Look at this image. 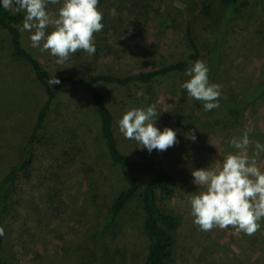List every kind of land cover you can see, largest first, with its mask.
Returning <instances> with one entry per match:
<instances>
[{
  "label": "rangeland",
  "instance_id": "1",
  "mask_svg": "<svg viewBox=\"0 0 264 264\" xmlns=\"http://www.w3.org/2000/svg\"><path fill=\"white\" fill-rule=\"evenodd\" d=\"M244 1L246 7L235 15L219 0H142L144 11L122 0H99L113 54L97 70L58 65L48 52L31 46L32 33L23 32V47L51 74L86 78L98 71L123 77L181 61L192 52L185 36L188 30L196 61L209 68L210 83L221 85L218 108L205 111L203 103L181 87L195 62L184 72L148 85L97 86L112 116L118 152L129 160L154 158L176 179L174 193L159 200V208L179 221L169 264H264V218L252 236L237 234L232 227L203 232L193 223L190 206L191 197L203 191L194 184L192 171L222 164L227 154L237 152L231 139L246 130H251L249 157L256 151V141L264 144V0ZM60 7L50 4L47 10L57 14ZM57 92L63 117L61 122L56 119L54 107L46 141L35 148L27 188L36 191L47 175L57 177L53 183L61 195L60 215L46 227H37L27 217L12 225L14 264H142L146 243L137 205H129L110 227L103 226L106 211L125 182L100 139L89 95L70 87ZM43 100L30 69L10 56L7 36L0 30V179L21 161V148ZM148 100L157 106L155 126L177 132L178 143L167 151L149 153L119 132L123 114L146 108ZM190 133L195 141L187 137ZM63 153L73 155V162L63 164ZM257 162L264 171V152ZM28 196L30 204L34 194Z\"/></svg>",
  "mask_w": 264,
  "mask_h": 264
},
{
  "label": "trees",
  "instance_id": "2",
  "mask_svg": "<svg viewBox=\"0 0 264 264\" xmlns=\"http://www.w3.org/2000/svg\"><path fill=\"white\" fill-rule=\"evenodd\" d=\"M122 1L127 4L129 2L132 8L143 11L146 9L142 0ZM219 1L229 7L235 15L247 5L244 0ZM203 14L208 15L206 6L203 7ZM23 19V12L13 14L3 9L0 1V30L7 36L10 56L28 66L44 95V100L37 108L34 123L21 148V161L11 166L0 179V227H3L5 232L4 236L0 237V264L17 262L15 246L12 244L13 238L9 235V229L13 224L19 222L20 217H27L37 227H46L60 215L61 195L57 184L53 183V179L57 177L47 175L37 185L38 190L36 189V191L27 188L33 177L31 170L35 148L42 141H46L47 132L52 128L49 115L53 108H57L54 111L56 119L60 120L63 117V109H58L59 93L57 88L59 87L82 89L88 93L91 110L97 119L100 139L111 163L117 168L125 182V186L117 192L106 211L104 228L113 225L129 205H137L142 214L141 229L146 243L142 264H169L174 255L175 233L179 221L174 214L159 208V200L170 197L174 193L176 179L154 158L129 160L118 152L112 128V116L105 105L104 96L97 86L99 84L119 87L133 84L148 85L157 78L165 77L170 73L184 72L197 60L188 30L185 31V36L192 52L188 53L181 61L123 77L104 71H98L86 78L69 74L55 75V78L59 79L61 83L50 86L49 80L54 75L45 69L22 45L23 32L20 31V28L23 25ZM105 21L104 19L102 23ZM52 30L53 28L47 29L46 34H50ZM95 47L94 55L90 56L80 51L74 54L66 64L76 65L78 68L89 67L92 70L96 68L97 70L100 67V62L113 54V48L105 36L104 30L95 35ZM48 53L50 54V52ZM55 58L57 59V57ZM148 93H150L149 90ZM149 102L151 101L146 102L145 107L152 105V103L148 104ZM66 105L63 104V106ZM231 113L234 114L235 110L231 109ZM52 122L56 121L52 120ZM62 155L63 164L73 162V155L67 153ZM31 192L34 197L33 202L29 204L28 195ZM25 220L27 221V219Z\"/></svg>",
  "mask_w": 264,
  "mask_h": 264
},
{
  "label": "clouds",
  "instance_id": "3",
  "mask_svg": "<svg viewBox=\"0 0 264 264\" xmlns=\"http://www.w3.org/2000/svg\"><path fill=\"white\" fill-rule=\"evenodd\" d=\"M50 4L61 5L57 14L49 13ZM98 4L99 0H2L3 9L13 14L25 13L20 31L32 33L31 46L40 48L41 52H50L57 57L58 65L65 64L80 51L90 56L96 53L95 35L104 28ZM50 26L53 30L46 34ZM186 75L190 79L181 87L187 95L201 101L205 111L218 108L221 85L210 83L206 64L196 61ZM60 83L55 75L49 80L50 86ZM157 116L155 104L132 108L119 120V132L149 153L167 151L178 143L177 132L167 127L160 131L155 126ZM250 131L231 139L230 146L237 152L227 154L218 167L192 171L194 184L203 188L190 199L193 223L200 231L232 227L237 234L252 236L260 230V221L264 218V171L258 166L257 158L264 152V144L256 141V151L249 157ZM187 137L192 141L196 139L193 133ZM4 234V228L0 227V237Z\"/></svg>",
  "mask_w": 264,
  "mask_h": 264
}]
</instances>
